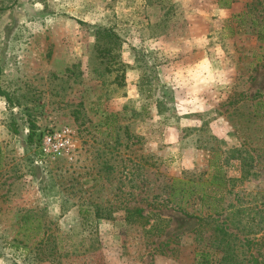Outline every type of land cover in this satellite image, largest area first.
<instances>
[{
  "label": "rangeland",
  "instance_id": "374dc122",
  "mask_svg": "<svg viewBox=\"0 0 264 264\" xmlns=\"http://www.w3.org/2000/svg\"><path fill=\"white\" fill-rule=\"evenodd\" d=\"M216 228L264 264V0H0V264H226Z\"/></svg>",
  "mask_w": 264,
  "mask_h": 264
},
{
  "label": "trees",
  "instance_id": "16d2710c",
  "mask_svg": "<svg viewBox=\"0 0 264 264\" xmlns=\"http://www.w3.org/2000/svg\"><path fill=\"white\" fill-rule=\"evenodd\" d=\"M109 30H100L98 29L97 35L105 34L107 37L109 36ZM106 53H111L110 48L105 49ZM6 99V96H5ZM16 132V130L14 131ZM34 132L30 131L28 134V140L33 141ZM179 182V181H178ZM182 183V182H181ZM180 194H187L188 190L181 186L179 188H174V185L170 189V196H175L176 193ZM171 201H173L171 199ZM181 201V200H180ZM141 210L136 209L134 213L140 214ZM84 213L81 208H79V214L81 216V223H83V226H86V219L84 220ZM126 220L129 219V217H125ZM200 216L198 220L200 221ZM204 220V219H202ZM85 222V223H84ZM90 227V225L88 226ZM214 231H216V235L213 239V245H215V248L217 251L222 252V258L221 260L223 262H226V264H237L235 258V252L233 246H230V243L228 239H226V236H228L221 228H216ZM18 234L22 236L21 239L17 240V244L15 245L16 248L21 247V249L26 254H32L31 260L38 262L47 261L50 255L52 254V251L55 250L54 246L51 245V237L46 229L45 222H42V220L38 217H34L33 211H26L21 215V218L19 220V227H18ZM199 261L198 264H207L208 263V255L204 253H200L199 255ZM57 264V263H53Z\"/></svg>",
  "mask_w": 264,
  "mask_h": 264
},
{
  "label": "built area",
  "instance_id": "2783aa9c",
  "mask_svg": "<svg viewBox=\"0 0 264 264\" xmlns=\"http://www.w3.org/2000/svg\"><path fill=\"white\" fill-rule=\"evenodd\" d=\"M67 133L65 131L56 132L52 135H45L43 137V147L42 149L46 153L57 152L61 145L67 143L65 140V135Z\"/></svg>",
  "mask_w": 264,
  "mask_h": 264
}]
</instances>
